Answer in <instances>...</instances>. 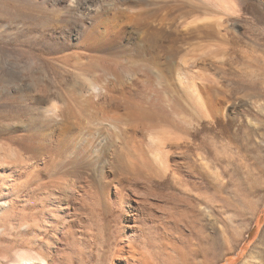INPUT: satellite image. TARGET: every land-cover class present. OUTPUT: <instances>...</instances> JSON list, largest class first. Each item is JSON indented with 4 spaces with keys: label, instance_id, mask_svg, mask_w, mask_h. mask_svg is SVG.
Instances as JSON below:
<instances>
[{
    "label": "rangeland",
    "instance_id": "374dc122",
    "mask_svg": "<svg viewBox=\"0 0 264 264\" xmlns=\"http://www.w3.org/2000/svg\"><path fill=\"white\" fill-rule=\"evenodd\" d=\"M71 1L0 0V198L43 220L0 238V264L16 253L39 257L46 247V264H125L120 249L129 247L139 264H264V0L207 4L203 13L218 31L180 34L175 57L159 58L161 83L146 81L155 52L140 31L104 34L95 51L91 41L79 45L90 29L78 30ZM157 42L168 45L165 35ZM147 98L163 114L158 148L133 113ZM52 106L70 116L69 138L56 152L34 141V177L24 185L28 169L11 163L15 137L20 124L44 129L59 118L45 113ZM119 153L142 163L129 176L148 202L134 233L126 202L114 196L108 205L79 200L56 222L48 193L26 196L59 176L52 169L73 163L97 178ZM9 181L23 184L13 191Z\"/></svg>",
    "mask_w": 264,
    "mask_h": 264
},
{
    "label": "bare ground",
    "instance_id": "6f19581e",
    "mask_svg": "<svg viewBox=\"0 0 264 264\" xmlns=\"http://www.w3.org/2000/svg\"><path fill=\"white\" fill-rule=\"evenodd\" d=\"M213 1L214 0H73L67 6H69V8L77 7L80 19L77 20V22H75L74 24L77 25L78 30L81 31L83 29H90V32H86V39H83L82 42L79 43V45H84L86 40L91 41V46L89 48L91 51L99 50L100 46H103L101 41L103 40V35L107 33H109L110 35L113 34L115 37L124 36L135 31H140L142 35H148V42L151 45V48L149 49L155 52V57L153 63H151V65L149 63L148 67L150 70V75L146 77V81L150 82V80H154L156 83H161L164 81V75L161 74V71L158 68L160 67L159 58H161L164 54L168 57V59H173L175 57V55L177 54V50L175 49V42L180 34L192 33L197 37L200 36L204 38L209 34L218 31V28L221 24H219L218 22L210 24L207 20V16H205L203 13L207 9V4L212 3ZM2 11L3 13L5 12L4 10ZM85 24L88 25L89 28H86ZM164 35L166 36V41L168 44L165 48L160 46L157 42V40ZM5 80L9 81V78H6ZM48 99L49 98H47L46 101H48ZM159 104H157L155 100H148L147 98L145 101V106H143V104L142 106L136 105V107L134 106L133 109V113L136 114L137 117H140L142 128L146 132L150 143L154 147H157V145L160 144L159 142L161 140L160 138H158V133L159 128L161 127V121H163V114L161 113L162 110ZM43 108H46V106ZM45 113H52L54 116L56 115V117H59L62 120L56 121L59 118H57L56 120L52 118L49 123L45 124L46 126L44 129H48V132L45 134L41 132L44 129L42 128V130L41 128H38V126H36L37 124L35 125V123L33 122L26 125L20 124L22 133H20L21 135L15 137L18 147L16 146L17 148L11 150L13 151L11 163L16 168V170H20L23 168L28 169L25 182L22 180L24 182V185L28 182L30 183L32 177H34L33 174L35 170L33 171L32 169L34 154H31L32 151L33 153L35 152L33 150V145L35 144L34 141H38L47 149L48 152H56L57 148L61 146V144H63L65 141H67V139L69 138V133L71 132V130H69L67 126V120L70 116L65 113V111L62 113L57 112L56 108L52 106L49 110L45 111ZM14 126H16V124H14ZM53 154L55 155V153ZM53 154H48L46 157L48 160H44L46 161V163L43 165H45L46 168L49 167V164L53 158ZM10 156L11 154H9V157ZM109 161L112 167L106 166L102 171L99 170V180L97 179L98 177L95 178L93 175L95 171L92 173V170L82 167L81 165H74L73 167L72 163L67 164V166H69V169L68 167L66 168V166H63L60 169L51 168V171L59 174V176L53 177L51 180H49L50 184H38L37 188L34 191L31 190L28 194H26V196L30 198L37 191L41 193L43 192L42 195L45 192L48 193V197L51 198L54 203L53 207L48 210V214L50 215V218L53 220V222L58 221V219H61L62 217H70L73 207L74 205H76L75 203L79 200H81V202L86 205H108L109 202L106 203V200L109 201L111 196H114L118 198V201H122L121 203L124 204L126 202V207L129 208L128 220L129 222H131L130 225L127 224V227L130 229L131 233H134L135 229L140 226V223H142V215L144 210L147 208L146 205L148 202L146 198H144L143 196L142 198L138 195V189L136 188L137 191L135 190V185H138L136 183L137 181L134 180L135 183L132 184L129 181V176L136 175L135 167H139L142 163L140 165H137V163L136 165H134L132 164L133 162L131 163L128 160L126 162V160L120 155V153L113 158V161H111V159ZM143 164L144 168L147 169L149 167L148 165H145L144 162ZM65 172H68V174L65 175ZM138 172H140V170ZM142 172L143 171H141L140 173ZM143 173H145V170ZM63 174L65 176H61ZM110 176H113V181L109 180ZM143 177H140V179ZM100 180L102 182H100ZM140 181L143 182V180ZM7 184L4 186H7ZM22 184H16L12 181L8 184L7 188H11V190L15 191L17 189H20V186ZM76 194L78 195V197L76 196ZM5 197H7V194L1 195L0 198V238L7 231L19 228H38L40 225L39 223L41 221L43 222V220H41V217L16 212V200H7ZM121 203L120 205H122ZM36 214L39 215V211L38 213L36 212ZM145 214H147V212ZM48 248L49 247H46L45 251L38 255L39 257H33L26 253H13L14 260L12 261V264H44L50 253V250ZM127 249L126 251L123 248L120 249V252L123 255L122 258L124 257L123 259H125V264H139L136 258L137 256L135 257V254L131 251V248L129 247Z\"/></svg>",
    "mask_w": 264,
    "mask_h": 264
}]
</instances>
